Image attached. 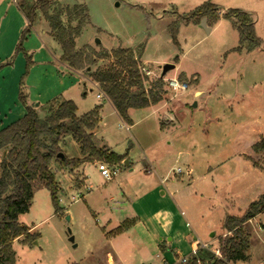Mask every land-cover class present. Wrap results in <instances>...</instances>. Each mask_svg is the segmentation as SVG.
Wrapping results in <instances>:
<instances>
[{"label":"rangeland","instance_id":"1","mask_svg":"<svg viewBox=\"0 0 264 264\" xmlns=\"http://www.w3.org/2000/svg\"><path fill=\"white\" fill-rule=\"evenodd\" d=\"M57 2L50 13L54 14L63 7L67 11L62 16L64 23L80 27V34L76 37V49L83 52L85 64L78 70L70 67L80 75L68 74L64 66L56 60L55 63L61 66L56 74L46 70L47 63L28 48H37V44L42 43L43 50L47 51L53 60L57 59L63 49L60 42L55 38L53 41L50 40L45 33L47 28L50 29V24L38 10L35 22L32 25L27 23L25 26L29 33L23 41L22 49L17 51L21 32L19 36L17 35V45H3L0 50V130L25 115L26 105L22 100H27L32 95L35 99L31 101L34 102L31 106L35 108L39 106L42 117L57 93L69 89L70 94L75 95L78 114L87 113L100 105L102 101L97 97L98 88L92 86L91 74L98 68L113 64L114 59L107 56L102 59L101 56L117 48L133 49L140 59L141 66H147L152 71L150 79L158 78L162 73V66L167 63H174L176 67L167 72L165 79L181 78L182 72L187 76L199 75L204 92L199 98L192 100L188 108L192 110L194 104H197L196 110L202 112L200 118L207 109L211 113L215 102L220 103L218 106L228 104V99L224 100L225 93L238 90L242 85L247 87L249 83L256 86V90L259 89V84L254 83L257 79L255 66L259 63L257 61L255 63L256 56H246L228 50L231 45H226L228 37L224 31H214L207 35L206 30H202L200 26L187 25L184 19H178L176 16L175 10L178 8L176 4L168 5L166 1L142 3L141 0ZM211 3L214 4L213 1ZM180 4V12H189L197 7L196 2L189 5ZM135 5H142L143 8L136 9ZM149 6L156 9L153 11ZM183 6L187 7L182 9ZM165 11L172 13L168 14ZM97 40L100 43H97ZM27 42L30 44L27 45ZM246 57H250V60H245ZM62 80L74 83V86L69 88L66 84L62 90L64 85ZM166 90L163 100L166 108L171 107L179 100L181 94L188 91L174 92L168 90L167 86ZM189 91V94H194V90ZM220 100H224V103ZM238 106L239 103L233 105L235 108ZM150 111L137 109L133 115L134 124L131 126L119 118L110 103L103 106L98 138H104L113 151L127 153L128 159L133 163L129 168L124 165L122 168L117 166L119 170L114 177L124 174L120 182L122 188L126 186V182L135 185L139 179L155 175L153 169L148 171V163L144 165L140 161L144 154L150 159L167 151L168 145L160 142L161 139L155 130L157 116H152ZM171 117L174 120L178 119L175 115ZM172 129L174 127L171 131ZM168 135L171 137L170 132ZM152 144L154 147L150 149ZM172 145L171 160L163 167L166 176L163 185H176V188H173L177 192L176 198L195 230L198 229L200 220L207 224L205 237L209 239L208 246L199 255L205 263H210L217 257L220 238L226 233L223 228L225 219L228 216H242L249 204L264 193V151L254 152L256 155L253 159L260 170H248L243 167L237 170L235 178L225 181L222 177L224 169L235 170L234 167L238 169L242 164L234 155L238 147L215 144L191 149L188 145L175 142ZM61 146L65 151L63 153L70 157L80 153L79 146L71 135L65 138ZM3 152L0 151V173ZM103 163L105 162H90L84 169L70 172L59 161H52L51 170L55 174L59 189L58 206L62 210L60 212H56L51 193L44 186V182L41 180L33 182V204L29 212L21 215L20 222L29 227L34 226V232L38 233L39 237L30 244H25L21 240L13 243L16 264H72L79 263L85 258L86 234L82 226L89 212L86 200L88 199L89 204L102 201L97 188L108 181L99 170V165ZM205 167L210 170L211 175L202 178L201 174ZM214 169L216 171L212 172ZM148 179L147 183H150L151 178ZM137 190L138 188L132 191V194L136 195ZM89 193L92 196L88 198ZM74 196L79 199L74 201ZM68 216L70 220L67 219ZM243 227L250 237L248 258L232 264H264V211ZM71 235L75 237L74 242L69 240ZM75 244L79 246L74 247ZM107 252L112 253L108 250L105 254ZM103 262L108 264L107 261ZM180 264L186 263L180 261Z\"/></svg>","mask_w":264,"mask_h":264},{"label":"crops","instance_id":"2","mask_svg":"<svg viewBox=\"0 0 264 264\" xmlns=\"http://www.w3.org/2000/svg\"><path fill=\"white\" fill-rule=\"evenodd\" d=\"M141 1L142 3L166 1L168 5L170 4L172 6L176 4L178 8L175 10V14L178 16V19H184L187 25L194 24L193 26L195 27L200 26L202 30L205 29L201 25L203 18H205L207 27L210 29L209 32L206 31L207 35H211L214 31H224L228 37L226 45H231L227 48L228 50H233L246 56H256L254 57L255 63L256 61L259 63L255 66L257 79L254 83L257 85L259 84V89L256 90V86L249 83L247 87L242 85L238 90L225 93L224 100L226 101V99H228V104L218 106L220 103L215 102L212 106L213 108L210 110L211 113H209L207 109L206 113L200 118L202 112H198L195 107H193L195 110H190L188 107L192 100L199 98L203 94L204 87L201 84L199 75L192 74L187 76L182 72L180 75L181 78L190 82L191 89L189 90H194V94H189V90L184 92L180 95L181 97H179V100H176L175 103L169 107L170 109L164 107V101L155 106L142 108L151 110L152 116H157L155 130L158 138L160 137L161 139L160 142L168 145L167 151L154 158L152 157L149 159L145 154L144 157L141 158L140 161L142 164H149L147 168L149 172L150 169L155 171V175H152V177L141 178L138 182H135V185L126 182V186L122 188L120 187V182L124 174L118 175V178L114 177L108 180L106 184L97 188L102 201L89 204L88 199L86 200L89 212L82 226L83 232L86 234V255L78 264H104L105 262H103V260L107 261L108 264H180L181 259L189 258L205 250V248L200 249L199 244L204 243L208 245L209 239L205 237L207 234L205 230L207 224L203 220H200L198 229L195 230L185 214L183 206L176 198L177 192L173 189L176 188V185H163L166 179L163 167L171 160V149L173 148L172 144L174 142L176 144L188 145L191 149L202 146L208 147L209 145L215 144L238 147L234 155L237 156L236 158H238V160L242 161V164L238 166V169L234 167L235 170H233V168H225L223 171L225 172L224 176L221 174L219 175V177L222 176L225 181L235 178L238 172L237 170L243 167L248 170H260L259 165L255 163L256 161H254L253 158H255L254 156L256 155L254 146L264 140V0ZM212 1L221 10L219 19L215 20L212 15L203 17L199 23H197L194 18L188 19V15L191 12L203 4L207 2L211 3ZM193 2L197 3V7L194 10H190L189 12L179 11L180 3L189 5ZM149 7L153 11L156 9L154 6ZM186 7L187 6H183L182 9ZM134 8L140 9L143 7L142 5H135ZM230 9H238L249 14L254 21L255 34L262 41L261 47L252 51H247L245 49L239 51L237 49L240 43V33L234 24L235 18L227 19L224 17V14ZM165 13L171 14L172 12L165 11ZM27 23V18L19 7L17 0H0V50L3 48V45H17V35L19 36L21 32H23ZM49 30L50 29L47 28L45 33L49 36L50 40L53 41L54 37L49 34ZM29 44L30 43L27 42V45ZM37 45V48L34 47L31 49V47H29L28 49L34 51V54L42 57L43 62L47 63L48 67L46 70L49 73L52 72L56 74L57 69L61 66L57 65L55 62L59 61V63L64 66V69L67 70L68 74L72 75L73 73L80 75L76 71L71 70L68 64L61 60L62 53L57 56V59L53 60L50 54L43 50L42 43H38ZM12 48L13 47H11V49ZM6 56H8V54ZM245 60H250V57H246ZM65 81L62 80V84H64L62 90L66 84L69 85V88L74 86V83L71 84ZM85 85L87 86L88 84L86 83ZM92 86L98 88L95 82L92 83ZM98 91V94L102 93L99 88ZM70 93V89L60 91L50 103L65 99L75 102V95ZM28 99L25 100V105L31 106V101L35 98H33L32 95ZM98 99H100L102 103L98 105L100 107V121L95 131V139L97 145L115 152L106 144L104 138H98V130L101 127V115L104 104L110 103L114 112L120 119L122 118L117 113L110 100L99 97ZM224 100H220V102L224 103ZM230 100L232 106H230ZM236 101H238L239 106L235 108L233 105L238 104ZM39 108V106L36 107V110L41 116V110ZM136 111L137 109L130 110L132 121ZM46 114L47 112H45L43 116ZM172 115H175L178 119H172ZM133 124L134 122L130 125L133 126ZM173 127L174 129L171 131ZM169 132L171 137L168 135ZM67 136L68 135L63 137L60 146ZM76 143L79 146L80 153L73 157H70L67 153H64V155L69 159L79 158L82 160L85 155H83L81 151L80 144L77 141ZM153 147L154 144L150 146V149ZM61 149L65 152L62 146ZM117 154L125 157L124 160L118 164L119 167L122 168L124 165L129 168L132 166L133 163L128 159L127 153ZM88 163L90 162H82L79 167L73 170L67 168L70 172L81 170L84 169L85 165ZM92 163H97V161ZM130 171L133 172V169ZM215 171L216 169L212 172ZM210 175V170L205 167L201 177H210ZM84 177L86 183V176ZM126 177H128V175ZM198 177L199 175L197 179ZM148 178H151L150 183H147L149 180ZM137 188L138 192H136V195L132 194V191ZM88 191H90V189ZM87 196L89 198L92 194L89 193ZM110 202L114 203L111 204ZM186 206L189 209V206ZM121 227L122 230L117 232V229ZM30 228L31 232H34V226ZM77 245L79 246V244ZM108 250H111L113 254L110 252L105 254Z\"/></svg>","mask_w":264,"mask_h":264},{"label":"trees","instance_id":"3","mask_svg":"<svg viewBox=\"0 0 264 264\" xmlns=\"http://www.w3.org/2000/svg\"><path fill=\"white\" fill-rule=\"evenodd\" d=\"M58 0H17L29 25L36 20L40 10L50 24V34L62 46L61 60L72 69H82L86 58L76 49V37L80 27L66 25L62 16L67 11L60 7L56 13H50ZM220 9L213 3H205L188 16L199 23L203 17H220ZM227 19L235 18L234 24L240 33L237 49L252 51L262 46L256 36L254 21L249 14L230 9L224 14ZM29 33L25 28L20 37L17 51L22 49L23 41ZM111 57L114 63L101 67L91 74L93 82L102 91L105 100H110L120 117L132 124L131 109L155 106L164 100L166 79L159 75L150 79L141 71L140 59L130 48H117L101 58ZM91 61V58H90ZM24 103L25 100H22ZM99 106L78 115L73 100L54 101L47 106V114L42 117L33 106H26V114L16 122L0 130V151L3 150L0 173V264H16V252L13 243L21 240L25 244L36 241L38 233L20 222V217L30 211L34 198L33 182L41 180L50 191L56 212L58 206V185L51 170L53 160L59 161L70 170L79 167L82 162L104 161L118 166L124 156L97 145L95 131L99 125ZM71 135L81 146L85 157L69 159L59 157L63 153L60 143L64 136ZM256 152L264 151V140L254 146ZM64 154V153H63ZM62 211V210H61ZM264 211V193L251 202L242 216H228L223 224L226 233L221 236L217 257L205 263L199 253L190 256L186 264H232L248 258L250 237L244 231V225ZM122 227L117 229L120 232ZM201 249V248H200ZM182 263V262H181ZM78 264V263H72Z\"/></svg>","mask_w":264,"mask_h":264},{"label":"built area","instance_id":"4","mask_svg":"<svg viewBox=\"0 0 264 264\" xmlns=\"http://www.w3.org/2000/svg\"><path fill=\"white\" fill-rule=\"evenodd\" d=\"M140 68H141L142 73L145 74L146 76H151L153 74L152 71L147 66L143 65ZM166 86L168 90L174 91V92L187 91L190 88V83L188 80L173 77V78L166 79ZM98 97L105 98L103 93L98 94ZM99 170L102 172L106 180H111L114 178L115 175H117L119 169L117 168V166H112L107 163H103L99 165ZM73 199L74 201H76L79 198L74 196ZM199 246L200 248H207L208 245L204 243H200ZM187 260H188L187 258H183L181 259V262L186 263Z\"/></svg>","mask_w":264,"mask_h":264},{"label":"water","instance_id":"5","mask_svg":"<svg viewBox=\"0 0 264 264\" xmlns=\"http://www.w3.org/2000/svg\"><path fill=\"white\" fill-rule=\"evenodd\" d=\"M201 25L206 29V31H208V32L210 31L209 27H207L205 18H203ZM97 43H100V41L97 40ZM174 68H175V64L174 63H167V64L163 65L162 68H161L162 69L161 76L165 77L167 72H169L170 70H172ZM196 106H197V104H194V107H196ZM59 157L64 158L65 155L63 153H60ZM67 219L70 220V217L68 216ZM69 234H71V230L70 229H69ZM69 240L71 242H74L75 241V237L73 235H71ZM36 244H37V242H36ZM76 246H77V244L74 245V247H76Z\"/></svg>","mask_w":264,"mask_h":264}]
</instances>
